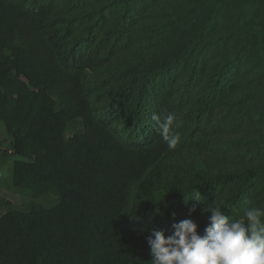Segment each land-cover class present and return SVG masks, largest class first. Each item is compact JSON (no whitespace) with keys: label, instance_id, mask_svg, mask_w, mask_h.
<instances>
[{"label":"trees","instance_id":"16d2710c","mask_svg":"<svg viewBox=\"0 0 264 264\" xmlns=\"http://www.w3.org/2000/svg\"><path fill=\"white\" fill-rule=\"evenodd\" d=\"M231 1L263 3L262 37L233 48L210 36ZM98 72L108 115L90 95ZM255 101L264 105V0H0L12 184L55 197L0 214V264H151L155 230L169 236L185 219L199 227L213 203L231 219L264 208ZM169 114L180 125L174 149L153 119ZM119 121L149 128L125 139ZM160 183L168 187L154 199ZM156 202L176 204L179 218L160 220Z\"/></svg>","mask_w":264,"mask_h":264},{"label":"clouds","instance_id":"9594fccd","mask_svg":"<svg viewBox=\"0 0 264 264\" xmlns=\"http://www.w3.org/2000/svg\"><path fill=\"white\" fill-rule=\"evenodd\" d=\"M153 119L169 149H174L180 134L170 130L180 125H173L170 114L163 121ZM200 197L198 192L192 200L200 201ZM203 212L209 215L202 234L192 219L174 223L169 236L153 231L147 237L151 264H264V208H248L239 219H231L216 203Z\"/></svg>","mask_w":264,"mask_h":264},{"label":"rangeland","instance_id":"374dc122","mask_svg":"<svg viewBox=\"0 0 264 264\" xmlns=\"http://www.w3.org/2000/svg\"><path fill=\"white\" fill-rule=\"evenodd\" d=\"M261 4L263 3H252L249 1H231L227 9H225L224 15L218 21V28H215V30H211L210 36L219 39L224 36V41L230 43V46L233 48L239 46L238 44H240V42V46L243 45V43L254 36L262 37L263 26L261 22L262 20L260 19L263 8L261 7ZM257 17H259V21L256 24L251 25L250 23L252 22V20ZM71 43V41H68V44ZM104 77H107L105 72L103 74L101 72H98L92 75L91 81H89V84L91 85L90 95L91 98L94 99L99 111L104 115H108L110 112L109 108L111 104V99L108 94L109 92H106V87L108 85L104 84L103 87L98 86ZM184 88L183 92H180V94H183V101L188 98L187 94H189V92L187 91L188 86H185ZM259 103L261 102L255 101L250 105L253 109L257 110L258 113L264 114V105L261 103L259 106ZM185 104L186 103L184 102V105ZM151 115L152 113L149 115V119L151 118ZM140 123H142L143 125L137 126L133 122L119 121L116 125V128L125 139H142L144 138L145 131L149 128V123ZM75 127L76 129H80V125L78 124H75ZM69 129L65 132V135L67 134V136L72 134V131ZM9 143L10 138H8L4 126L0 124V160L4 161V164L2 166L3 171H0V214L4 213L10 208L27 209L29 208V205L31 203L36 202L42 203L44 205L53 204L55 197L50 193L32 197L26 194V192H24L23 190L17 189L13 186L10 166L15 156L9 152ZM165 187L168 186H166L165 183H160V185L157 187L159 192H155L154 199L158 198L161 194H164L166 192ZM150 206L153 212H159V214H157L159 216V219L163 220V222L171 220L176 221L177 218H179V213L177 212L178 207L176 204L172 205V203L169 204L168 202H156L154 204L150 203ZM147 208L150 209L149 206ZM207 224L208 223L206 218H203V220L199 222V225H201L202 227L199 226L198 231L201 234L203 233V230L207 226Z\"/></svg>","mask_w":264,"mask_h":264},{"label":"crops","instance_id":"0c3cea01","mask_svg":"<svg viewBox=\"0 0 264 264\" xmlns=\"http://www.w3.org/2000/svg\"><path fill=\"white\" fill-rule=\"evenodd\" d=\"M0 171H3L2 167L0 168Z\"/></svg>","mask_w":264,"mask_h":264}]
</instances>
